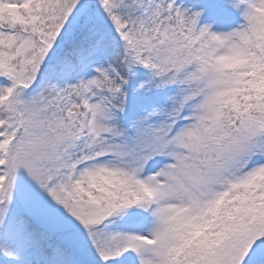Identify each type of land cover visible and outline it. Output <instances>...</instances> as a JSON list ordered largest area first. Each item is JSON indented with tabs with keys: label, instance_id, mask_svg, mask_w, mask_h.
I'll return each mask as SVG.
<instances>
[{
	"label": "snow or ice",
	"instance_id": "6c2138e0",
	"mask_svg": "<svg viewBox=\"0 0 264 264\" xmlns=\"http://www.w3.org/2000/svg\"><path fill=\"white\" fill-rule=\"evenodd\" d=\"M0 264H264V0H0Z\"/></svg>",
	"mask_w": 264,
	"mask_h": 264
}]
</instances>
